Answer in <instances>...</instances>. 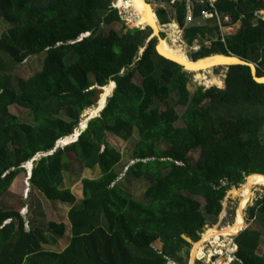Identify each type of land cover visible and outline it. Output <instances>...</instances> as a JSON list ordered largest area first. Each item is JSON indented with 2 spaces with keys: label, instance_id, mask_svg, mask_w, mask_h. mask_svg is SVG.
Returning <instances> with one entry per match:
<instances>
[{
  "label": "trees",
  "instance_id": "1",
  "mask_svg": "<svg viewBox=\"0 0 264 264\" xmlns=\"http://www.w3.org/2000/svg\"><path fill=\"white\" fill-rule=\"evenodd\" d=\"M112 3L0 0V20L8 25L0 36V198L27 161L71 135L83 110L103 99L110 82L117 84L101 115L76 142L34 162L31 185L48 200L74 203L68 245L61 251L44 246H58L66 233L64 221L51 220L43 228L28 219L27 229L19 210L0 206V264L182 263L183 251L189 255L191 246L183 235L197 241L207 218L221 215L228 190L247 175L264 173V83L255 80L250 66L228 65L224 88L199 85L192 92L194 73L161 55L152 28L129 27ZM240 8L246 16L238 33L190 59L233 53L255 62L257 75L264 76V19L252 24L264 0H244ZM230 10L238 13L235 4ZM184 18L180 7L182 25ZM114 22L124 28L117 30ZM199 31L204 29L185 28L187 42ZM41 53L39 71L28 79L15 75L21 63ZM196 76L218 84L214 75L197 71ZM14 104L29 109L32 121L9 113ZM178 107L186 108L182 115ZM180 119L184 126L176 125ZM133 128L140 141L129 175L150 182L141 198L118 181L116 166L123 155L107 139L108 133L127 137ZM79 162L99 166L102 175L83 178L84 197L76 203L64 182ZM247 212L264 219V196ZM157 240L161 248L154 245ZM261 240L257 229L237 234L230 264H264Z\"/></svg>",
  "mask_w": 264,
  "mask_h": 264
},
{
  "label": "rangeland",
  "instance_id": "2",
  "mask_svg": "<svg viewBox=\"0 0 264 264\" xmlns=\"http://www.w3.org/2000/svg\"><path fill=\"white\" fill-rule=\"evenodd\" d=\"M111 7L116 8L118 10L119 15L129 27H137L135 24L127 20V13H125L126 12L125 10L122 11L120 6L118 5V0H113ZM124 13L126 14V17H124ZM129 14H131V12ZM112 26L116 28L117 30H121V28H124V25L121 22H116V23L114 22L112 23ZM146 27L147 26H145L144 29ZM7 28H8V25L5 23V21L0 20V36L5 30H7ZM108 28L109 26L106 27L107 30ZM161 34L164 35V33H161ZM43 57H44V53H41V55L31 56L30 58L25 60L23 63H21V65L18 67L17 71L15 72V75L17 77H21L24 79L30 78L33 74H35L37 71L40 70ZM208 69H209L208 71L201 70L200 72L206 73V75L209 77L211 75H214V77H216L217 79L215 80V83H217L218 80H222L223 82V78L226 75L225 73L227 71V66H224V65L223 66H213V67H209ZM193 73L194 74L192 75V81L189 84V89L192 92L195 90V88H197V86L205 84V81H202L200 78L196 76L197 72L194 71ZM217 87H220V88L223 87V83L222 85H219ZM113 89H114V82L112 81L104 88L105 90L104 97L100 101V106L96 104L94 108H91L87 110L86 112L85 111L82 112L81 117L82 119H84V121L88 117L98 114V110L104 105L105 100H107L106 97L111 94ZM185 109H186L185 107H178L177 110L179 114L182 115ZM8 112L19 116L22 120L26 122H31L33 119L31 111L18 104H14L10 106ZM176 125L184 126V122L180 119L177 121ZM107 139L110 142V144L114 145L123 155L122 160L116 166V170L120 174L118 181L124 186V188H126L128 192H130V194H132L136 198H141L144 195V192L146 191V189L148 188L150 182L145 178H136L134 176H130L129 171H128L129 166L135 162V159L133 158V152H134L136 144L138 143V141H140V135H139L138 130L136 128H133L131 134H129L127 137H121L120 135L108 133ZM12 149L14 150L15 148L12 147ZM196 155L197 154H195L194 156ZM28 165H29L28 167H31V161L30 163H28ZM101 174L102 173H101L99 166H96L94 168H89V167L84 166L82 162H79L78 164L75 165L74 171L72 173L66 174L64 185L66 188L70 187V189L72 190V192L75 194L77 198L76 203H78L79 200L84 197L83 182H82L83 178L89 177L91 179H96L100 177ZM29 175L30 173L27 168L25 171L21 172L15 178L7 194H5L2 198H0V206L5 207V208H14V209L19 210L23 214V216L26 218L27 229L30 228V223L28 219L30 221L32 219L35 222L34 225L36 224L43 228H46L48 226L49 221L51 220L64 221L66 224V233H65V236L62 239H60L58 246L49 245V244L44 245L46 249L61 251L66 246L68 240L72 237V227H71V224L68 218V212L72 208L74 203L63 202V201H51V200L46 199L45 196L38 189L34 188L31 185V181L28 180ZM261 177L263 176H260L258 178H261ZM246 183H247V180L245 179V182L240 184L241 188H245ZM234 186L236 187V185ZM263 196H264V185L254 186V188H252V195L249 199H244L243 201L242 198L239 199L240 196L239 197L236 196L235 199L228 202L230 207L234 208V210L232 211L233 215L228 213L229 214L228 216H225L223 218H218V219L214 218L215 217L214 214L210 215L209 218H207V223L204 225V227L205 228L212 227L213 228L212 231H215V230H218V228L221 227L222 225H227L228 223L232 224L234 222L233 220L234 219L236 220L237 218L236 212L238 215V211H239V217H241L240 213L244 209L245 217L247 220L246 221L247 228L249 227L251 229H257L261 231L262 233V240H261L260 247L258 249V253L264 254V219L260 213H257V216L255 217V219L250 218L247 212V210L256 203L257 199ZM199 199L201 203L204 204V200L201 197H199ZM239 203L241 204L240 206H239ZM243 205L244 207L240 209V207ZM237 206H239L238 211H237L238 209ZM242 225H243V222H242ZM203 228H202V231H200V238L197 241H195V243L201 240L205 232L208 231V229L203 231ZM210 243H213L212 238L209 241H205L202 243V246L199 248L197 252L196 258L198 260L195 261V264L198 261H200L202 264H221L220 262H223V263L226 262L225 260L229 257L230 254L232 255L235 254V249H236L235 234L231 236L229 235L227 237L222 236L221 238L218 239V243H214L213 246H210L209 245ZM190 244H191V246L189 247L190 255H188L186 253V250H184L183 254L185 257L184 258L185 261L182 262L181 264L190 263L192 250H193V247L195 246L192 243ZM154 245L157 248L162 247V243L159 240H157L154 243ZM233 258L234 257H232L231 260ZM231 260H229L227 264L231 263L232 262ZM171 264H180V263H171Z\"/></svg>",
  "mask_w": 264,
  "mask_h": 264
},
{
  "label": "built area",
  "instance_id": "3",
  "mask_svg": "<svg viewBox=\"0 0 264 264\" xmlns=\"http://www.w3.org/2000/svg\"><path fill=\"white\" fill-rule=\"evenodd\" d=\"M154 8L159 19L161 33L173 35L188 53L198 54L209 49L216 43H226L227 39L238 33L241 29L246 12L240 8L244 0H147ZM235 4L238 13L230 10ZM180 7L184 8V25L178 19ZM158 13L161 14L158 15ZM169 19L161 22V19ZM167 19V20H168ZM264 19V9L254 10L253 25ZM201 27L204 31L197 32L189 43L185 38V28Z\"/></svg>",
  "mask_w": 264,
  "mask_h": 264
},
{
  "label": "bare ground",
  "instance_id": "4",
  "mask_svg": "<svg viewBox=\"0 0 264 264\" xmlns=\"http://www.w3.org/2000/svg\"><path fill=\"white\" fill-rule=\"evenodd\" d=\"M118 5L122 9V11L124 10L126 11L125 13H127V20H129L131 23L135 25L138 23H142L143 25H140V26H146V25L152 24L156 27V30L159 31V26L155 20L154 13L151 9V6L147 4L146 0H120ZM128 12L129 13L131 12V14H129ZM175 33L172 35V37L171 35H169L168 38L161 39L159 41L158 48L161 51V53L185 63L187 67H189L192 71L197 72V70H200L203 68H209V67H213L215 65L224 64V63H232L234 62V60H236V58L234 57H226L225 55H212L210 57L201 58L198 61H192L188 57L186 51L184 50V47L180 43H178L177 39L175 38ZM214 79L217 80L216 77H214ZM217 83L221 84L223 82L222 80H218ZM114 87H115V83H114ZM84 122L85 121L83 120L82 124H84ZM27 166L29 165L27 164ZM28 168L31 170V167H28ZM259 176H262V175L249 176L247 178V183H246L245 188H239L238 190L230 192V194L226 198H224L223 200L224 210L222 211L219 218L228 216L229 215L228 213L233 215L232 211L234 210V208H231L228 202L235 199L236 196L238 197L240 196L239 199L242 198V200L244 201V199H249L251 197L252 188H254V186L264 185V176L261 178H258ZM240 205L241 204L239 203V206ZM239 206H237L238 207L237 211L239 210ZM243 207L244 205L241 206L240 209ZM240 215L241 217H239V211H238V215L236 212L237 218L236 220L235 219L233 220L234 222L232 224L226 222L228 224L222 225L221 227L218 228V230L212 231L210 233H205L202 239L194 244L195 248L193 247V250H192L194 257L196 258L197 252L199 248L202 246L203 242L209 241L212 238L213 244L218 243V239L221 238L222 236L227 237L229 235L230 236L234 234L236 235L238 231L240 232L246 226V217H245L244 209L241 211ZM242 222H243V225H242ZM232 257L233 255L230 254L229 257L225 260L226 261L225 263L223 262H220V263L227 264L228 261L231 260Z\"/></svg>",
  "mask_w": 264,
  "mask_h": 264
},
{
  "label": "water",
  "instance_id": "5",
  "mask_svg": "<svg viewBox=\"0 0 264 264\" xmlns=\"http://www.w3.org/2000/svg\"><path fill=\"white\" fill-rule=\"evenodd\" d=\"M147 1V0H146ZM147 4H149L150 6H151V9H152V11H153V13H154V16H155V19H156V22H157V24H158V26H159V31H157L156 30V27L154 26V25H146V26H150L151 28H152V30H153V34H152V36H151V38L152 37H154V36H156L157 38H158V41H160L161 39H163V36H162V34H161V29H160V25H159V19H158V17H157V15H156V13H155V11H154V8H153V6L147 1ZM125 14V13H124ZM124 17H126V14L124 15ZM137 27L138 28H141V29H144V27L143 26H140V25H137ZM157 50H158V52L161 54V55H163V56H165L166 58H169V59H171V60H173V61H176V62H178L179 64H181L183 67H184V69L186 70V71H188V72H192V70L189 68V67H187V65L185 64V63H183L182 61H179V60H176V59H174V58H172V57H169V56H167V55H165V54H163V53H161V51L159 50V48H158V45H157ZM142 51H143V49H142ZM141 51V52H142ZM214 55H225L226 57H234V58H236V60H234V62H232V63H224V64H219V65H215V66H228V65H233V64H245V65H249L250 66V68H251V72H252V74H253V77L255 78V80L257 81V82H261V83H264V76H258L257 75V64L256 63H254V62H252V61H249V60H247V59H245V58H242L241 56H238V55H236V54H214ZM212 56V55H211ZM210 57V56H209ZM192 61H194V60H192ZM197 61V60H196ZM201 70H203V69H200V70H197V71H201ZM194 72V71H193ZM224 81H226V76L224 77ZM114 83H115V87H114V89H113V91H112V93L109 95V97L110 96H112L113 95V93H114V90L116 89V87H117V84H116V82L114 81ZM108 97V98H109ZM108 98H107V100H108ZM100 100H101V98H100ZM100 100L97 102V105L98 106H100ZM107 100L105 101V103H104V105L98 110V114L97 115H95V116H91V117H88L86 120H85V122H84V124H82V121L84 120V119H82V117H81V121L79 122V127L78 128H76L75 130H74V132L71 134V135H68V136H66V137H64V138H62V139H60V140H58L57 141V143H56V145H55V148L53 149V150H51V151H49V152H47V153H45V155H48V154H52V153H54V151L56 150V148L57 147H59V146H61V147H64L65 145H67V144H70V143H72V142H76L78 139H79V137H80V135L82 134V132L83 131H85L87 128H88V125H89V122L93 119V118H95V117H98V116H100L101 115V112H102V110L105 108V106H106V104H107ZM85 111V109L83 110V112ZM70 138V139H67V138ZM39 158V154L38 155H36L32 160H30L31 161V168L33 167V165H34V161H36L37 159ZM252 174H258V175H264V173H252ZM252 174H250V175H252ZM249 175H247L246 176V180H247V177H248ZM239 188H241V186H234V187H232L229 191H231V192H233V191H235V190H238ZM246 227V226H245ZM204 229H205V227H204ZM244 229V228H243ZM242 229V230H243ZM241 230V231H242ZM237 234H239V233H237ZM236 234V235H237ZM183 237L187 240V241H189L190 243H192V244H194L195 243V241L191 238V237H189V236H187V235H183ZM237 248H238V245H236V250H237ZM195 261H196V258L194 257V255H193V253H192V255H191V259H190V263L189 264H195Z\"/></svg>",
  "mask_w": 264,
  "mask_h": 264
},
{
  "label": "clouds",
  "instance_id": "6",
  "mask_svg": "<svg viewBox=\"0 0 264 264\" xmlns=\"http://www.w3.org/2000/svg\"><path fill=\"white\" fill-rule=\"evenodd\" d=\"M263 9H264V8H263ZM252 24H253V21H252ZM217 54H223V53H217ZM230 54H233V53H230ZM211 55H214V54H211ZM211 55H210V56H211ZM207 57H209V56H207ZM252 62H253V61H252ZM254 63H255V62H254ZM225 76H226V75H225ZM225 76H224V77H225ZM203 85H204L206 88H209V87H211V86H219L218 84H215V85H214V84L207 85L206 83L203 84ZM224 87H225V81H224V78H223V87H221V88H224ZM40 153H41V152L37 153L36 155H38V154H40ZM36 155H35V156H36ZM35 156H34V157H35ZM34 157H33V158H34ZM33 158H32V159H33ZM32 159H31V160H32ZM28 162H30V160L27 161V162L25 163V165H24L25 167L27 166ZM27 168H28V166L26 167V169H27ZM28 169H29V168H28ZM233 187H234V186H233ZM227 196H228V192H227ZM223 200H224V199H223ZM223 200H222V205H223ZM246 228H247V227H246ZM205 229H206V228H205ZM205 229H204V230H205ZM240 232H241V231H240ZM240 232H239V233H240ZM235 236H236V235H235ZM235 245H237V244L235 243ZM237 249H238V248H237ZM236 251H237V250L235 249V253H236ZM233 257H234V258H233L231 261H233V260L236 258V255L234 254ZM229 264H230V263H229Z\"/></svg>",
  "mask_w": 264,
  "mask_h": 264
},
{
  "label": "crops",
  "instance_id": "7",
  "mask_svg": "<svg viewBox=\"0 0 264 264\" xmlns=\"http://www.w3.org/2000/svg\"><path fill=\"white\" fill-rule=\"evenodd\" d=\"M45 153H46V152H44V153H40V154H39V158H40L41 156H45ZM39 158H38V159H39ZM38 159H37V160H38ZM37 160H36V161H37ZM34 162H35V161H34ZM33 167H34V165H33ZM33 167L31 168V170L28 169V171H29V173H30L28 180H30V178H31ZM99 168H100V167H99ZM100 170H101V169H100ZM101 173H102V171H101ZM101 175H102V174H101ZM68 188H70V187H68ZM25 219H26V218H25ZM10 221H11V219H9L8 221H6V223H7V222H10ZM28 221H29V220H28ZM69 221H70V220H69ZM25 223H26V221H25ZM70 224H71V222H70ZM71 227H72V224H71ZM68 243H69V240H68L66 246L68 245ZM66 246H65V247H66ZM65 247H64V248H65ZM64 248H63V249H64Z\"/></svg>",
  "mask_w": 264,
  "mask_h": 264
},
{
  "label": "flooded vegetation",
  "instance_id": "8",
  "mask_svg": "<svg viewBox=\"0 0 264 264\" xmlns=\"http://www.w3.org/2000/svg\"><path fill=\"white\" fill-rule=\"evenodd\" d=\"M230 189H231V188H230ZM230 189H229V190H230ZM229 190H228V194H229V192H231V191H229ZM246 221H247V220H246ZM246 227H247V225H246ZM246 227H244V229H245ZM244 229H243V230H244ZM205 230H206V229H205ZM243 230H242V231H243ZM203 231H204V228H203ZM211 244H212V245H211ZM209 245H210V246H213V243H210ZM213 254H214V253H213ZM189 255H190V252H189ZM191 255H192V254H191ZM196 260H198V259L196 258ZM180 264H181V263H180Z\"/></svg>",
  "mask_w": 264,
  "mask_h": 264
}]
</instances>
